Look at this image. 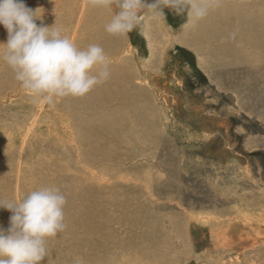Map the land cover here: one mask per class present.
Segmentation results:
<instances>
[{"label": "rangeland", "instance_id": "rangeland-1", "mask_svg": "<svg viewBox=\"0 0 264 264\" xmlns=\"http://www.w3.org/2000/svg\"><path fill=\"white\" fill-rule=\"evenodd\" d=\"M204 21L190 23L186 13L163 7L162 15L147 18L153 49L140 28L124 35L125 66L136 64L146 88L138 97L139 121L130 120L137 133L125 134L95 162L86 157L94 150L89 145L74 148L78 141L69 137L66 110L35 123L39 102L25 97L9 111L4 105L17 98L0 101V112L17 117L0 125L16 121L27 133L38 126L24 151L15 145L7 163L0 154L4 189L19 200L39 186H56L67 199V227L46 241L47 264H121L138 254L145 262L136 264H264V240L228 249L215 237L218 226L231 221L250 217L256 222L245 230L255 234L264 224V45L234 41L221 51L220 41L192 37ZM177 38L197 39L198 46ZM6 67L0 60V69ZM129 83L121 89L129 91ZM15 87L4 88L1 77L0 98ZM107 109L95 111L96 118L106 117L98 114ZM3 135L0 127V148H7L8 132ZM122 214L132 218L119 222ZM11 215L0 207V227L7 230Z\"/></svg>", "mask_w": 264, "mask_h": 264}, {"label": "bare ground", "instance_id": "bare-ground-1", "mask_svg": "<svg viewBox=\"0 0 264 264\" xmlns=\"http://www.w3.org/2000/svg\"><path fill=\"white\" fill-rule=\"evenodd\" d=\"M24 3L33 11L37 9V14H41V17L36 19L38 26H51L55 23L56 26L63 29L65 35L75 41L78 47L86 48L89 44H98L104 49L106 55L111 59V62L113 61L117 64V66H110L111 74L106 82L97 85L83 97L67 96L58 98L53 105L48 104L49 108L46 107L47 105L45 103L39 102L40 105L37 111L38 116L36 117L35 123L41 122L42 119L46 121L51 118H56L53 117V115L58 116L61 114L62 110H66V112L63 113L67 116L66 127H68L69 137L78 141V146L74 148L78 150L80 144L89 145L90 148L94 150L87 153L86 157L95 162L98 156L108 155L109 147L117 146L123 141L121 138L125 137V134L131 135L132 133H137L136 128L134 130L131 129L133 125H131L130 120H136L134 122L139 121L137 120L139 118L138 97L139 94L146 92V88L139 81L140 71L136 69V64H133L129 68L125 66V62L128 63V61L124 57L126 54L124 51V36L110 35L105 31V25L110 22L113 13L118 12L119 9L114 7L113 9L93 8L87 3V0H24ZM244 7H246L245 10ZM54 14H58L56 22L49 20ZM61 15H64V17L62 18ZM107 15L110 16H108L107 21H105L103 17ZM96 18H99V20H96ZM147 18L144 21L146 27L143 28V35L145 34L150 48L153 49L151 45L152 40L149 42ZM204 18H206V22L204 21L203 25L204 29L195 34L193 31L192 37L201 38L202 40L210 38L214 42L220 41L225 44L222 45L223 49H221V51H224V49L227 50V47L233 44L234 41L235 43L241 42L243 44L249 43V41H256L264 45V0H218V3L209 9L208 14ZM158 24L162 27V20L158 19ZM7 36V30L3 25H0V42H6ZM189 40L183 42L177 38L176 41L183 44L188 43L198 46L197 39L191 38V41ZM238 46L242 48L243 45L241 44ZM130 49L131 47L129 46L126 52ZM217 52V48H214L212 51L213 54ZM1 77H3L4 88H10L16 85L11 96H7L5 99L0 98V101L3 102H9L17 98L12 104H5L4 108L11 111L16 109V107H20L22 99L30 96L20 88L19 83L14 78L13 71L8 66L2 70L0 69V78ZM126 82H131L128 85L129 91L121 89ZM113 106H117L118 110ZM100 107H108L105 111L106 113L98 114V116H106L103 117L102 120H98L95 115V111ZM33 109L34 107L31 106V110ZM88 110H92V113L80 116V112ZM6 113L7 112H0L1 122L6 118L17 119L13 113H10V116ZM14 122L15 123L9 125L6 123L0 125L4 133L3 140L6 139L7 135L5 136V134L7 132L9 140L7 148L2 144L0 148V154L2 153L1 160L4 163L9 162V152L12 153L14 151L15 145H18L23 151L24 147L27 148L26 144L28 143L26 142L31 141L28 140V134L32 130V127H34V129L38 127L34 124L31 125L27 133V129L24 125L16 121ZM39 141H42V139L40 138ZM102 144L107 146L103 153L100 149ZM114 151L118 152L116 147L112 152ZM0 190H4L0 193V201H5L9 198L10 199L5 202L13 201V195L10 190L4 189L2 182H0ZM124 216L127 215L122 214L119 216V222H127L132 218V215L130 217ZM249 218L244 220L241 219L237 222L231 221L226 226H218L215 230V237L221 242L222 246L228 249L231 248L234 243H240L242 246H247L249 244L254 247L258 242H263L264 224L261 225L263 221L261 220L259 222L256 229L258 233L255 234V231L245 230V226H249L247 223L253 221ZM92 220L95 221L96 217ZM95 224L98 225V227L102 225V223L99 222ZM103 225H106V220L103 222ZM148 228L152 229V227ZM150 239L152 240L153 236H151ZM141 251L139 253H141ZM138 255L135 257L133 256L134 258H127L128 256L123 257L124 259L122 258L123 260L120 263L136 264L137 261L145 262L140 258V254ZM143 256H145V254ZM40 264L47 263L43 259Z\"/></svg>", "mask_w": 264, "mask_h": 264}, {"label": "clouds", "instance_id": "clouds-1", "mask_svg": "<svg viewBox=\"0 0 264 264\" xmlns=\"http://www.w3.org/2000/svg\"><path fill=\"white\" fill-rule=\"evenodd\" d=\"M93 8L113 9L105 31L124 36L146 27L147 17L163 14V7L177 15L186 13L190 23L204 18L218 0H87ZM37 9L24 0H0V25L7 30L0 42V60L13 71L20 88L36 102L53 105L58 98L83 97L110 77L111 59L98 44L78 47L55 25L38 26ZM234 37V34H233ZM66 196L56 186H39L19 200L0 201L11 211L10 226L0 227V264H40L48 255L46 241L67 225Z\"/></svg>", "mask_w": 264, "mask_h": 264}]
</instances>
